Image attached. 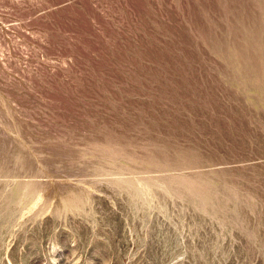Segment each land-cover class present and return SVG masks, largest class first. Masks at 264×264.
I'll use <instances>...</instances> for the list:
<instances>
[{"label": "rangeland", "instance_id": "374dc122", "mask_svg": "<svg viewBox=\"0 0 264 264\" xmlns=\"http://www.w3.org/2000/svg\"><path fill=\"white\" fill-rule=\"evenodd\" d=\"M0 264H264V0H0Z\"/></svg>", "mask_w": 264, "mask_h": 264}]
</instances>
